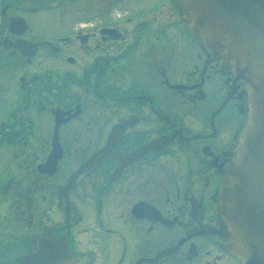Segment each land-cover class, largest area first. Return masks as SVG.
<instances>
[{
	"label": "flooded vegetation",
	"instance_id": "af4514ba",
	"mask_svg": "<svg viewBox=\"0 0 264 264\" xmlns=\"http://www.w3.org/2000/svg\"><path fill=\"white\" fill-rule=\"evenodd\" d=\"M219 69L172 0H0V264H242L218 202L248 92Z\"/></svg>",
	"mask_w": 264,
	"mask_h": 264
},
{
	"label": "water",
	"instance_id": "95a60500",
	"mask_svg": "<svg viewBox=\"0 0 264 264\" xmlns=\"http://www.w3.org/2000/svg\"><path fill=\"white\" fill-rule=\"evenodd\" d=\"M173 3L211 62H221L220 71L232 74L248 89L247 121L220 191L218 214L225 223L231 253L242 264H264V0ZM115 135L114 131L111 142ZM173 140L164 137L128 157L127 163L139 159L141 152L160 149ZM107 152L108 147L92 157L77 175L92 168ZM64 255L70 257L57 249L56 258H50L58 264L55 261ZM31 263L30 256L26 264Z\"/></svg>",
	"mask_w": 264,
	"mask_h": 264
}]
</instances>
